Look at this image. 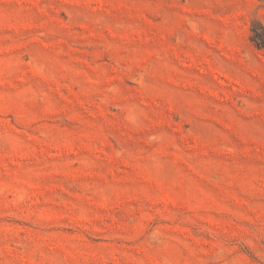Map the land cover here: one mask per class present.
Returning a JSON list of instances; mask_svg holds the SVG:
<instances>
[{
    "label": "rangeland",
    "instance_id": "obj_1",
    "mask_svg": "<svg viewBox=\"0 0 264 264\" xmlns=\"http://www.w3.org/2000/svg\"><path fill=\"white\" fill-rule=\"evenodd\" d=\"M0 264H264V0H0Z\"/></svg>",
    "mask_w": 264,
    "mask_h": 264
}]
</instances>
